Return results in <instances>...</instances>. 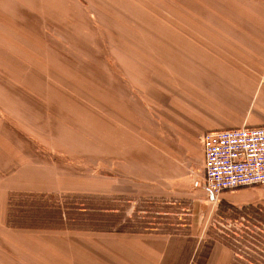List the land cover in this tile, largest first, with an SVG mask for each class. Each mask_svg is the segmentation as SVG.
<instances>
[{"label": "rangeland", "instance_id": "1", "mask_svg": "<svg viewBox=\"0 0 264 264\" xmlns=\"http://www.w3.org/2000/svg\"><path fill=\"white\" fill-rule=\"evenodd\" d=\"M41 1L0 0L1 55L15 62L0 61V98L12 100L10 126L0 115V160L12 163L0 174V264H116L119 232L145 231L186 236L177 248L187 253V264H207L211 252L210 264H242L221 241L230 242L247 220L264 230V186L213 197L200 147L188 158H172L174 133L159 124L167 107L153 99L175 92L169 80L157 78L167 64L171 69L187 60L196 41L232 40L234 49L223 40L214 46L237 60L238 46L247 44L253 63L263 60L264 21L253 18L260 15L240 20L242 0H132L143 3L119 8L102 0ZM261 76L257 84L264 86V71ZM195 81L187 91L202 107L193 109L224 110L227 84ZM2 108L0 101L5 114ZM25 112L20 126L16 119ZM40 151L53 155L57 174L27 168L39 163L32 156ZM35 177L53 184L31 189ZM246 189L262 195L257 201L226 198L249 195Z\"/></svg>", "mask_w": 264, "mask_h": 264}, {"label": "crops", "instance_id": "2", "mask_svg": "<svg viewBox=\"0 0 264 264\" xmlns=\"http://www.w3.org/2000/svg\"><path fill=\"white\" fill-rule=\"evenodd\" d=\"M88 1L89 5L97 4L95 0ZM102 1L107 4L114 5L118 8L119 3H143L140 1L135 2L132 0ZM41 2L46 3L47 1L43 0ZM50 4L51 3H48L46 5ZM242 4L243 6H240L238 8V14L241 17L240 20H249L252 19L251 17H249V15L253 16L259 14L260 16H254L253 18L264 21V0H242ZM114 19H119V16H114ZM91 20L87 18L88 22H91ZM97 26L99 27L100 25L97 24ZM136 31L138 33H136L134 36L137 37L140 32L139 30ZM150 31L153 33L156 32L155 29H150ZM207 32L212 36H228L221 34L219 35V33H223L221 32V30H207ZM148 40L154 42L151 37H148ZM221 40L226 42L227 45H230L232 48L237 46L232 40L229 39H219L214 41ZM214 41H196L194 45L195 49H193L192 45H190L193 53H186L187 60L180 61L176 66L173 65L171 69H168L167 64L166 67H164V75L160 76L157 79L165 80V83H167L166 80H169L168 83L173 86V88L170 89L174 90L175 92L170 93L171 96H169V98L161 99L154 97L153 99L155 103L157 101L162 102L169 109L168 111L167 108L164 110V117H162V119L159 121V124L164 125V127H166L168 131L174 133L171 139H168L173 143L169 145V149L172 150L171 152L173 154L172 158L177 159L176 154L179 156V158L180 156L188 158V154L192 153L193 148L196 147V150H198V147H200L201 158L203 160L204 166V179V133L208 131L226 129L230 127H240L244 125H264V86H262L261 84H257L258 80H261L260 78H262V71H264V59L260 60V58H256L255 63H253L252 51L248 49L249 47H247V44H243V46H238L242 48L243 51L239 52L241 59L237 60L235 54L229 51H220L216 46H214L217 45ZM5 42L7 44L9 43V45H12L13 47L17 45L15 43L12 44V41L9 39H6ZM1 45L9 50L13 49L9 46H6V44ZM187 45H189V43H187ZM246 48L248 49L247 51H245ZM106 49L107 51H109L108 48ZM1 54H5V51L0 50V61L2 62L3 60V62L6 63L5 65L7 67H11V64L13 63L15 64V62L12 60V58H14L12 55L8 54V57H3ZM188 58H190V60H188ZM252 65L254 67H252ZM167 70L173 71L174 74L171 75L172 73ZM191 80H197L193 83H199L202 80L224 81L225 84H227V91L222 89L221 92H226L230 100L224 110L220 111L217 108V110H212L205 114L196 112L193 109V105L202 107V104L195 103V99H197V96L192 97L191 94H188V84L191 82ZM202 83L204 82L202 81ZM197 100H199V98ZM0 101L2 102V109L5 111V114L0 112V115L4 118V123H9L10 126L11 118L8 113H10L12 109V100L9 96V98H0ZM139 101L146 105V102L140 99ZM25 114L27 113H20V119H16L19 125L23 121L27 122V120L21 119L23 117L27 118ZM6 117L8 119H6ZM28 121L31 124V127L36 129L37 123H34L30 120ZM148 124L152 125V123ZM1 137L2 136L0 135V138ZM4 138L6 137L4 136L3 139ZM31 143L32 145L40 144V142L38 141H36V143ZM51 144L53 146H56L57 142L52 141ZM3 145L7 149H10L8 143H2L1 146L3 147ZM37 148L40 149L41 147L38 146ZM9 155H7L6 157L10 158ZM41 156H46L49 158L43 159V157ZM51 156L53 155H45L44 152L40 151L37 156H32L36 158L39 163H37L35 166L29 165L27 166V168H35V175H45V173L53 174V172L54 174H57V168H53V158ZM6 161L8 163L0 160L2 164L0 166V174H2L3 176L7 174L12 168L11 158L7 159ZM35 178H38L39 182L29 185L32 186L31 189H41L42 187H49L51 184H53L44 183L46 182V180L50 179L49 177ZM246 190L248 191V189ZM208 192L211 193L209 190ZM248 192L249 195L246 193V191L236 192L233 196L230 194H226V198L236 202H241L244 200L257 201L259 196L262 195V190L258 192L256 189H251ZM259 200H262V198H260ZM184 237L186 236H173L172 234L168 235L165 233H155L151 231L133 233L119 232V247H117L119 253H116L119 254V262H116V264H187V253H181L177 248V245H181V241L186 242V239ZM213 257L214 253L211 252L207 264H210Z\"/></svg>", "mask_w": 264, "mask_h": 264}, {"label": "built area", "instance_id": "3", "mask_svg": "<svg viewBox=\"0 0 264 264\" xmlns=\"http://www.w3.org/2000/svg\"><path fill=\"white\" fill-rule=\"evenodd\" d=\"M203 147L206 185L213 196L238 187L264 186V125L208 131Z\"/></svg>", "mask_w": 264, "mask_h": 264}, {"label": "trees", "instance_id": "4", "mask_svg": "<svg viewBox=\"0 0 264 264\" xmlns=\"http://www.w3.org/2000/svg\"><path fill=\"white\" fill-rule=\"evenodd\" d=\"M247 222L243 223L245 228H241L240 231L233 230L230 242L224 240L221 242L235 252L238 263L264 264V230L257 231L256 223L250 220Z\"/></svg>", "mask_w": 264, "mask_h": 264}]
</instances>
